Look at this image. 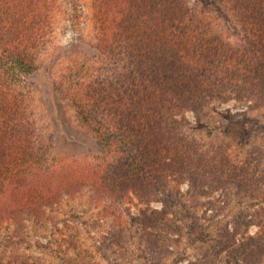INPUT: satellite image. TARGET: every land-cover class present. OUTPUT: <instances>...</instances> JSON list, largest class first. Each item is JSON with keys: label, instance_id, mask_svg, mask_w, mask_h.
Segmentation results:
<instances>
[{"label": "trees", "instance_id": "trees-1", "mask_svg": "<svg viewBox=\"0 0 264 264\" xmlns=\"http://www.w3.org/2000/svg\"><path fill=\"white\" fill-rule=\"evenodd\" d=\"M92 1L99 20L95 49L109 71L75 74L60 86L101 156L48 168L33 160L37 125L6 77L11 68L37 69L51 43L57 0H0V223L85 188L113 208L135 197L147 204L141 242L145 256L155 259L167 232L180 228L173 208L187 217L198 197L233 186L238 199L258 206L254 218L240 214L236 224L258 230L246 243L232 236L221 247L243 258L249 246L263 251L264 156L248 154L230 176L226 151L204 147L183 128L187 112L201 120L216 99L264 109V0H225L238 42L204 21L188 0ZM150 202L162 209L149 211Z\"/></svg>", "mask_w": 264, "mask_h": 264}, {"label": "rangeland", "instance_id": "rangeland-1", "mask_svg": "<svg viewBox=\"0 0 264 264\" xmlns=\"http://www.w3.org/2000/svg\"><path fill=\"white\" fill-rule=\"evenodd\" d=\"M188 2L204 21L224 32L229 41L238 42L225 0ZM97 11L92 0H57L51 43L39 55L37 69L8 70L10 89L26 103V115L37 125L33 160L48 168L94 162L101 156L94 134L78 122L60 86V81L75 74L109 71L110 65L95 49ZM249 106L248 101L216 99L209 102L201 120L192 112L185 114L184 133L206 148H223L230 176L248 154L251 158L264 156V109ZM219 188L198 197L187 217L179 206L173 208L174 215L169 216L180 228L167 232L166 250L155 259L145 256L141 242V232L146 229L139 218L147 204L131 197L113 208L85 188L44 203L17 222L3 220L0 264H264V249L257 253L249 246L243 258L245 254L221 247L232 236L236 243H246L256 233L257 226L236 224V219L241 214L242 220L249 221L258 206L253 200L238 199L233 186L223 192ZM187 190L186 183L180 185L181 192ZM189 200L187 196L183 201ZM149 207V211L160 210L162 204L150 202ZM250 258L255 261H247Z\"/></svg>", "mask_w": 264, "mask_h": 264}]
</instances>
